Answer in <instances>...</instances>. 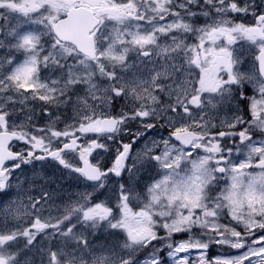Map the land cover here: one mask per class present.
Here are the masks:
<instances>
[{
	"label": "snow or ice",
	"instance_id": "6c2138e0",
	"mask_svg": "<svg viewBox=\"0 0 264 264\" xmlns=\"http://www.w3.org/2000/svg\"><path fill=\"white\" fill-rule=\"evenodd\" d=\"M0 264H264V0H0Z\"/></svg>",
	"mask_w": 264,
	"mask_h": 264
}]
</instances>
